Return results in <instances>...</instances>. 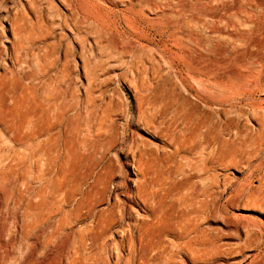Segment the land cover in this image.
Wrapping results in <instances>:
<instances>
[{
	"label": "rangeland",
	"instance_id": "rangeland-1",
	"mask_svg": "<svg viewBox=\"0 0 264 264\" xmlns=\"http://www.w3.org/2000/svg\"><path fill=\"white\" fill-rule=\"evenodd\" d=\"M9 69L66 77L62 100L78 111H70L68 138L83 187L106 177L96 209L114 201L142 221L148 209L128 198L136 190L130 177L141 176L131 148L147 142L162 157L181 148L199 118L209 124L197 155L219 194L202 223L205 244L190 250L171 233L124 235L118 223L85 264H264V0H0V74ZM190 164L181 151L154 169L181 181L197 174ZM13 216L3 264H69L62 241L34 226L36 215L18 206Z\"/></svg>",
	"mask_w": 264,
	"mask_h": 264
},
{
	"label": "bare ground",
	"instance_id": "bare-ground-1",
	"mask_svg": "<svg viewBox=\"0 0 264 264\" xmlns=\"http://www.w3.org/2000/svg\"><path fill=\"white\" fill-rule=\"evenodd\" d=\"M65 80V76L49 75L48 71L18 76L9 69L0 74V264L11 258L14 237L9 225L17 227L13 215L18 206L24 214L36 215L34 226L47 229L49 240L62 241L61 256L67 252L69 264L77 259L84 264L96 261L98 250L107 247L118 223L124 235L135 229L151 238L171 233L180 241L178 245L190 250L205 244L208 233L202 223L210 198L219 194V183L209 179L207 162L197 155L208 145V122L199 118L189 126L181 148L162 157L147 142L131 148V166L141 176L130 177L136 190L132 193L129 189L128 198H138L148 209L142 221L134 219L127 206L118 210L120 203L114 201L96 209L107 197L106 177L100 176L91 186L83 187L85 177L79 175L82 160L71 150L68 138L73 130L69 123L76 119L70 111H78L62 100L68 93ZM48 86L53 90L40 91ZM106 132L101 130V134ZM109 136V145L113 146L117 136L112 131ZM181 151L197 174L187 173L181 181H166L162 168L154 166L164 159L174 160ZM194 158L200 162L199 167L194 166ZM160 246L165 247L162 239Z\"/></svg>",
	"mask_w": 264,
	"mask_h": 264
}]
</instances>
